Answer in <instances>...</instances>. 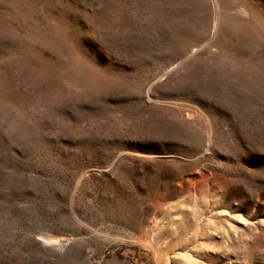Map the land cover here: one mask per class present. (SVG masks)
<instances>
[{
    "label": "rangeland",
    "instance_id": "obj_1",
    "mask_svg": "<svg viewBox=\"0 0 264 264\" xmlns=\"http://www.w3.org/2000/svg\"><path fill=\"white\" fill-rule=\"evenodd\" d=\"M219 3L0 0V264H264V0Z\"/></svg>",
    "mask_w": 264,
    "mask_h": 264
},
{
    "label": "bare ground",
    "instance_id": "obj_2",
    "mask_svg": "<svg viewBox=\"0 0 264 264\" xmlns=\"http://www.w3.org/2000/svg\"><path fill=\"white\" fill-rule=\"evenodd\" d=\"M214 2L218 4L219 3V0H214ZM230 9H233L238 14L237 16H242L241 18L243 20H247V21L249 20V16L250 15H248V13L246 11H244V9L242 7L233 6Z\"/></svg>",
    "mask_w": 264,
    "mask_h": 264
},
{
    "label": "trees",
    "instance_id": "obj_3",
    "mask_svg": "<svg viewBox=\"0 0 264 264\" xmlns=\"http://www.w3.org/2000/svg\"><path fill=\"white\" fill-rule=\"evenodd\" d=\"M139 253H141V251L138 250V249H135V252H134V255H133L134 259L137 258V256H138Z\"/></svg>",
    "mask_w": 264,
    "mask_h": 264
}]
</instances>
